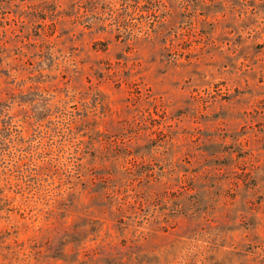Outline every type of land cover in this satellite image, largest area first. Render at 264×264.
I'll list each match as a JSON object with an SVG mask.
<instances>
[{"label": "rangeland", "instance_id": "374dc122", "mask_svg": "<svg viewBox=\"0 0 264 264\" xmlns=\"http://www.w3.org/2000/svg\"><path fill=\"white\" fill-rule=\"evenodd\" d=\"M0 264H264V0H0Z\"/></svg>", "mask_w": 264, "mask_h": 264}]
</instances>
